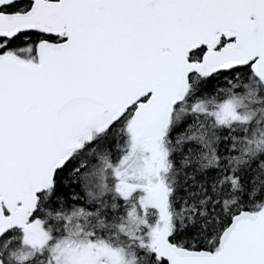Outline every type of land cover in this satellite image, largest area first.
<instances>
[{
	"label": "snow or ice",
	"instance_id": "obj_1",
	"mask_svg": "<svg viewBox=\"0 0 264 264\" xmlns=\"http://www.w3.org/2000/svg\"><path fill=\"white\" fill-rule=\"evenodd\" d=\"M0 264H264V0H0Z\"/></svg>",
	"mask_w": 264,
	"mask_h": 264
}]
</instances>
